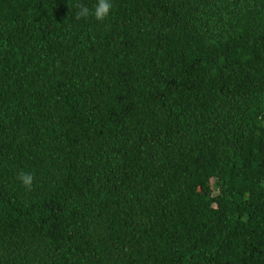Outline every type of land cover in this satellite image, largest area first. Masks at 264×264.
<instances>
[{
    "label": "trees",
    "instance_id": "16d2710c",
    "mask_svg": "<svg viewBox=\"0 0 264 264\" xmlns=\"http://www.w3.org/2000/svg\"><path fill=\"white\" fill-rule=\"evenodd\" d=\"M96 2L0 0V264H264V0Z\"/></svg>",
    "mask_w": 264,
    "mask_h": 264
},
{
    "label": "clouds",
    "instance_id": "9594fccd",
    "mask_svg": "<svg viewBox=\"0 0 264 264\" xmlns=\"http://www.w3.org/2000/svg\"><path fill=\"white\" fill-rule=\"evenodd\" d=\"M75 7L78 9L76 13L77 19L87 18L89 15H93L97 21L103 22L110 15L112 3L111 0H97L94 9H89L87 6L79 3ZM17 178L25 188L29 190L32 188L34 176L31 173L21 171Z\"/></svg>",
    "mask_w": 264,
    "mask_h": 264
}]
</instances>
